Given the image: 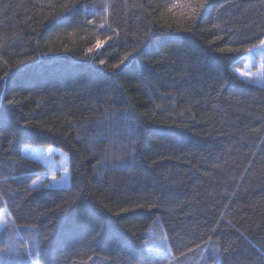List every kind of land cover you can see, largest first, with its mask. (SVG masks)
I'll return each instance as SVG.
<instances>
[{
  "label": "trees",
  "instance_id": "1",
  "mask_svg": "<svg viewBox=\"0 0 264 264\" xmlns=\"http://www.w3.org/2000/svg\"><path fill=\"white\" fill-rule=\"evenodd\" d=\"M261 39L264 0H0V264H264Z\"/></svg>",
  "mask_w": 264,
  "mask_h": 264
},
{
  "label": "rangeland",
  "instance_id": "2",
  "mask_svg": "<svg viewBox=\"0 0 264 264\" xmlns=\"http://www.w3.org/2000/svg\"><path fill=\"white\" fill-rule=\"evenodd\" d=\"M252 48L253 50L251 52H247L246 54V62L244 65L242 67H235L234 70L240 77L246 80L261 82L264 74V47ZM243 72L252 73V76L245 77L242 75ZM48 148L52 149L51 154L46 152V149ZM22 153L24 156L40 161L45 166L42 173L31 182L33 186H61L69 183L70 158L64 150L53 145H25L22 148ZM65 167L69 169V173L67 175L63 170ZM52 176H55L56 179L53 180ZM7 213L6 209L0 212V231L6 224L11 223ZM4 221H6V223ZM151 236L153 247L157 250L166 251V244L168 243L167 238L159 231H152Z\"/></svg>",
  "mask_w": 264,
  "mask_h": 264
},
{
  "label": "snow or ice",
  "instance_id": "3",
  "mask_svg": "<svg viewBox=\"0 0 264 264\" xmlns=\"http://www.w3.org/2000/svg\"><path fill=\"white\" fill-rule=\"evenodd\" d=\"M189 6H191V5H189ZM196 14H197V9H196V8H193V10H192V17H191V18L194 19L195 16H196ZM93 23H94V22H93ZM102 44H103L102 41H97L96 44H95V48H96V49L101 48V47H102ZM253 47H264V39H261V40L259 41V45H253ZM252 50H253L252 47L247 48V49H244V51H247V52H251ZM87 51H88L89 53H91V52H93V48H89V49H87ZM220 51H221V52H225V51H227V52H233V51H236V49H233V48H226V49H225V48H221ZM128 62H129V59H128V56L126 55V56L124 57V59H122V60L120 61V63H118V64H113V65H112V68H113V69H118V68L121 67L122 64L125 65V64L128 63ZM100 63H101V65H103V64L105 63V61H104V60H101ZM242 75L245 76V77H250V76H252V73H249V72H243ZM8 103H9V104H13V103H15V101H14V100H9ZM46 152H47L48 154H51L52 149H51V148H48V149H46ZM63 170H64V173H65L66 175L69 173V169H68L67 167H65ZM52 179L55 180L56 177H55V176H52ZM34 183H35V181H34ZM124 211H127V209H124ZM4 222L6 223V221H4ZM198 247H199V245H198ZM189 251H192V250L189 249ZM182 255H183V253H182Z\"/></svg>",
  "mask_w": 264,
  "mask_h": 264
}]
</instances>
